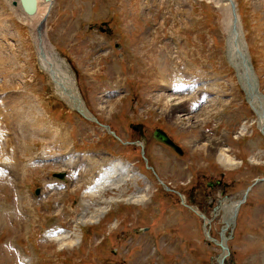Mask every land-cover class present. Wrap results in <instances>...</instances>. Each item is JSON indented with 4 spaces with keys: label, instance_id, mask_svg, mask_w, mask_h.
<instances>
[{
    "label": "rangeland",
    "instance_id": "1",
    "mask_svg": "<svg viewBox=\"0 0 264 264\" xmlns=\"http://www.w3.org/2000/svg\"><path fill=\"white\" fill-rule=\"evenodd\" d=\"M53 1L44 34L70 64L85 105L121 141L147 138L149 163L162 172V181L185 193L187 203L191 190H201L209 198L201 194L195 202L215 205L219 191L205 186L214 180L223 181L222 196L236 201L264 178V136L225 57V9L206 0ZM234 1L264 96V0ZM10 8L8 0H0V154L12 148L0 160L7 175L0 174V264H218L219 248L204 240L201 222L176 197L158 193L153 205L139 202L143 198L133 204L127 197L133 179L102 197L84 195L99 161H109L105 157L124 165L145 161L139 148L83 121L55 96L24 17ZM112 83V92L120 93L109 98ZM181 90L187 99L179 101L185 102L183 116L167 117L164 103ZM174 100L169 104L179 103ZM157 129L183 157L156 147ZM208 137L219 140L216 151L205 142ZM223 148L231 163L219 162ZM71 154L76 160L67 158ZM90 157L94 172L83 170ZM126 165L137 174L136 165ZM58 173L65 180L54 177ZM191 175L192 183L186 182ZM152 177L150 192L159 188ZM115 188L126 194L121 197ZM82 199L90 204L80 206ZM98 208L105 209L100 216ZM53 225L68 229L71 240L61 245L50 238V231H60ZM221 226L215 218L213 238H219ZM146 228L149 233H135ZM225 238L227 264H264V183L252 187Z\"/></svg>",
    "mask_w": 264,
    "mask_h": 264
},
{
    "label": "bare ground",
    "instance_id": "2",
    "mask_svg": "<svg viewBox=\"0 0 264 264\" xmlns=\"http://www.w3.org/2000/svg\"><path fill=\"white\" fill-rule=\"evenodd\" d=\"M13 1H17V0H8V3L10 4V6L12 8V13L14 14L15 13L14 11L21 12L20 15L22 17H24V19H25L24 22L27 24V26L29 27V30L32 34L31 37L33 38V41H34L35 46H36V50H37V54H38V64H39L40 70L46 75L48 82H49V86L52 88V91L55 94V96H57L58 98H60L66 104H68L70 106L72 102L69 101L67 94H66L67 92L65 93L64 90L69 89V88H67L68 86L70 88L73 87V84H72L73 83V77L71 75V72H69L70 74H67L68 70H65V68L63 67V63H65L64 60L56 52L54 47L47 41L44 32L39 34L38 33L39 29H37L41 24L42 18L45 15H47V17L49 16V10L51 9L53 0H48L47 2L44 0L40 1L37 4V10H36L37 12L32 16L24 15L19 6L13 7L12 6ZM206 1L209 3H212L218 9H222L223 7H225L226 10L228 11V13L230 14V6H229V3L227 2L228 0H226V1H223V0H206ZM11 8H10V10H11ZM228 17H229V15H228ZM243 39H244V37H243ZM232 40H233V38H229L230 42ZM37 41L39 42L40 46L37 44ZM231 52L234 53L235 58L233 56H231V57L235 61L239 62V64H241V66H243V69L245 70V67H244L245 62L242 63V61L240 59H237V58L241 57L239 55L247 54V48H246V45L243 44V40H242L241 36L239 37V40L237 41V46L235 48H232ZM231 64L234 65L233 63H231ZM236 65H238V63ZM247 67H250V64H248ZM235 68H237V66H235ZM247 73H248V71L245 70V74L238 80V82L240 84H242V87L244 88L245 92L249 95L247 100H248V102H250L249 105L252 108V110L257 113V116H258L257 124H259V126H261L264 129V102L262 99L253 95L251 88L254 85V81H253L251 76L246 77ZM67 75H69V76H67ZM69 84H71L72 86H70ZM172 86H174V85H172ZM174 89L177 90L175 87H174ZM184 92L185 91H182V90L177 91V93H179V94L171 95V97L174 99L178 98V102L183 101V100H185L187 102L186 98L183 99L184 95H182V94ZM174 99L168 100L164 103L166 110L162 113L166 114L167 117H172L173 114H175V113L181 114V116H183V114L185 112V107H186L184 104L185 102L183 103L184 105L182 104V102L181 103L180 102L174 103L173 105L169 104L170 102L175 101ZM189 111H191V110H189ZM20 117H21V115L19 114V118ZM11 121H12V119H11ZM28 125H32V123H30V124L28 123ZM22 128L24 129V127H22ZM191 128H192V126H191ZM159 140H161V139H159ZM205 142H207V145L212 146L213 150H215V151L220 146L218 139H214V138L210 139L208 137ZM205 142H204V144H205ZM10 151H12V148H5L6 154H8V152H10ZM5 152H4V149L1 150L0 160L2 158L4 159ZM226 152L227 151L224 148L222 150H219L218 160L221 164L231 163V159L228 157ZM99 162H100L99 163V170H96L94 172L93 168L95 167V160H93V158L90 157V158H87L85 161L84 168L88 169L90 172H94L92 174L94 176L92 178H90V179H92V181H94V184H93V186H91L88 189L87 192H84V195L88 194L91 197L101 196L102 192H104L106 189L112 188V187H119V184L124 183L127 178H129V177L133 178V172L130 170L129 165H124V164L122 165L119 162H116L115 160H110V159H109V161L100 160ZM117 163H119V164H117ZM68 165L72 167V163L71 164L68 163ZM74 166L80 167L79 164H75ZM4 167H6V166H4ZM75 167H72V168H75ZM0 174H1V177L3 176V178L5 176H7L2 171L1 164H0ZM119 195L122 197V194H119ZM120 196H118V198H121ZM129 198L132 199L133 195ZM131 199H128V200H131ZM136 199H139V198H136ZM83 201H85V203H89V201L86 202L85 199H82L80 206L82 205L84 207ZM104 201H102V202H104ZM238 205L230 206V208L231 207L233 208V213L236 212ZM230 208H229V210H230ZM85 210H87V209L84 208V212H85ZM99 210H101V213L99 214V216H100L103 214L105 209L98 208L97 213H99ZM233 213L232 212L230 213L229 218H231ZM93 219L96 220V219H98V217L95 216V217H93ZM65 234H67V236ZM70 234L71 233H69V232L60 230V231H50L48 235L50 236V238H53L54 240L59 242L61 245H63V244H65L66 241L71 240L68 237V236L71 237Z\"/></svg>",
    "mask_w": 264,
    "mask_h": 264
},
{
    "label": "water",
    "instance_id": "3",
    "mask_svg": "<svg viewBox=\"0 0 264 264\" xmlns=\"http://www.w3.org/2000/svg\"><path fill=\"white\" fill-rule=\"evenodd\" d=\"M20 2H21V6H22V8H23V10H24V12L26 13V14H28V15H32L34 12H35V8H36V0H20ZM14 5H15V3H13ZM232 7H233V5H232ZM234 8V7H233ZM236 21V18H235V16H234V19H233V23ZM231 30H232V32H234L235 30H236V28H235V23L231 26ZM255 87H257L256 85H255ZM255 87H252L253 89H252V92H255V91H257V89H255ZM251 90V89H250ZM79 113L80 114H83L82 113V111H80L79 110ZM159 132H157L156 133V135H155V137L159 140V139H161L160 141L161 142H163V143H165V144H167V145H169V146H171V147H173L174 149H176L175 147H174V145L166 138V137H164L163 135H161V134H158ZM59 177H62L61 175H59ZM225 259V257L223 256L222 258H221V260H220V264L221 263H223V260Z\"/></svg>",
    "mask_w": 264,
    "mask_h": 264
},
{
    "label": "flooded vegetation",
    "instance_id": "4",
    "mask_svg": "<svg viewBox=\"0 0 264 264\" xmlns=\"http://www.w3.org/2000/svg\"><path fill=\"white\" fill-rule=\"evenodd\" d=\"M190 183V182H189ZM174 189H176V187H173ZM177 190V189H176ZM165 191V190H164ZM173 191H175V190H173ZM198 191L199 190H191L190 191V194H192V195H198ZM156 192L157 193H160V194H162V195H165V193L163 192V190H156ZM155 192V193H156ZM170 193H172V192H170ZM192 195H190L189 196V198L192 200V201H194V197L192 196ZM136 232H137V230H135Z\"/></svg>",
    "mask_w": 264,
    "mask_h": 264
}]
</instances>
